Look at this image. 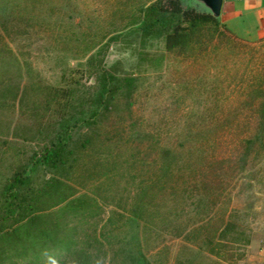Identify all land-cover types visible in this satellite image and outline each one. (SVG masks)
Returning a JSON list of instances; mask_svg holds the SVG:
<instances>
[{
  "label": "rangeland",
  "instance_id": "rangeland-1",
  "mask_svg": "<svg viewBox=\"0 0 264 264\" xmlns=\"http://www.w3.org/2000/svg\"><path fill=\"white\" fill-rule=\"evenodd\" d=\"M153 1L0 0V208L74 123L69 161L31 182L74 187L79 238L111 233L93 264H264V38L219 26L171 53L140 28ZM103 71L115 94L88 128ZM82 194L98 207L79 224Z\"/></svg>",
  "mask_w": 264,
  "mask_h": 264
},
{
  "label": "trees",
  "instance_id": "trees-1",
  "mask_svg": "<svg viewBox=\"0 0 264 264\" xmlns=\"http://www.w3.org/2000/svg\"><path fill=\"white\" fill-rule=\"evenodd\" d=\"M143 13L140 28L162 35L165 49L176 54H183L206 29H212V34L218 31L219 26L226 29L210 14L183 7L180 0H154ZM112 79L108 72L103 71L94 100L95 107L79 123L88 128L96 124L108 99L115 94ZM74 126V123L64 122L62 127L65 132L32 156L29 166L15 173L10 182L2 187L4 203L0 208V245L4 249L0 257L10 263L70 264L73 261V264H93V259L98 256L94 257L92 252L102 251L104 241L109 242L111 233L106 227L102 228L101 236L79 238V228L70 227L69 222L61 220L60 213L70 211L67 207L75 194L72 185L60 182L54 176L36 187L31 182L32 172L39 167L58 172L66 165ZM75 203L78 208H72L79 216V224L87 219V214L81 211L98 207L86 194L75 199ZM140 258L136 264H147L145 256L140 254ZM175 264L189 263L176 261Z\"/></svg>",
  "mask_w": 264,
  "mask_h": 264
},
{
  "label": "crops",
  "instance_id": "crops-1",
  "mask_svg": "<svg viewBox=\"0 0 264 264\" xmlns=\"http://www.w3.org/2000/svg\"><path fill=\"white\" fill-rule=\"evenodd\" d=\"M219 21L240 38H264V0H222Z\"/></svg>",
  "mask_w": 264,
  "mask_h": 264
},
{
  "label": "water",
  "instance_id": "water-1",
  "mask_svg": "<svg viewBox=\"0 0 264 264\" xmlns=\"http://www.w3.org/2000/svg\"><path fill=\"white\" fill-rule=\"evenodd\" d=\"M189 2L190 4L197 6L199 12L210 14L213 18L220 19V10L222 6V0H182Z\"/></svg>",
  "mask_w": 264,
  "mask_h": 264
}]
</instances>
